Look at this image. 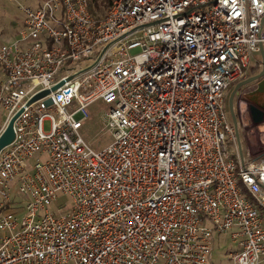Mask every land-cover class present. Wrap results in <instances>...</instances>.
<instances>
[{
    "label": "built area",
    "instance_id": "obj_1",
    "mask_svg": "<svg viewBox=\"0 0 264 264\" xmlns=\"http://www.w3.org/2000/svg\"><path fill=\"white\" fill-rule=\"evenodd\" d=\"M11 1L0 264H211L229 229V263L264 264V74L224 111L264 49V0ZM95 102L112 136L98 150L80 131Z\"/></svg>",
    "mask_w": 264,
    "mask_h": 264
},
{
    "label": "rangeland",
    "instance_id": "obj_2",
    "mask_svg": "<svg viewBox=\"0 0 264 264\" xmlns=\"http://www.w3.org/2000/svg\"><path fill=\"white\" fill-rule=\"evenodd\" d=\"M22 3H29L30 5L35 6V0H20ZM7 6V11L11 10L14 17L22 18V13L18 9L17 3L11 0H0V6L4 4ZM6 15L0 10V23L6 22ZM17 19V18H15ZM18 33V31H17ZM14 34L13 36H17L18 34ZM264 50V49H263ZM139 51L138 48L132 49L130 52L132 54L137 53ZM262 70V54L259 51L255 53L248 63V69L246 70V78H252L256 76ZM243 80V81H244ZM234 84L231 85L225 92L224 96V111L228 122H232L231 110L229 108V96L234 88ZM241 87H246L247 85H243ZM240 87V88H241ZM240 88L234 93L233 102L236 101L239 97L238 92H240ZM256 92L253 95V99L257 103H261L260 101L264 98V95L258 94ZM264 103V100H263ZM109 109V105L102 104L100 102H95L88 108L89 117L83 123L80 131L82 137L96 150L105 147L112 139L111 130L107 127V111ZM4 117L5 113L0 110V132L4 127ZM44 129H48V122L44 123ZM62 201H67L69 204V199L67 196L59 194L57 200L51 205V210L53 213L56 212L55 208L61 205ZM233 229L226 230L224 232H215L212 235V259L211 264H229V260L225 253H229L230 251H234L237 249V243L233 242L231 239V232Z\"/></svg>",
    "mask_w": 264,
    "mask_h": 264
},
{
    "label": "water",
    "instance_id": "obj_3",
    "mask_svg": "<svg viewBox=\"0 0 264 264\" xmlns=\"http://www.w3.org/2000/svg\"><path fill=\"white\" fill-rule=\"evenodd\" d=\"M260 52L262 54V70L257 74V76L255 77H260L264 74V50L261 48L260 49ZM254 77L252 78H249L247 80H244V81H241L239 83H237L230 96H229V108L231 110V117L233 119V116H232V103H233V96H234V93L235 91L243 84V83H246L248 81H250L251 79H253ZM63 82H59L58 84H56L55 86L52 87V90L56 89L57 87H59ZM263 84H261L260 86L262 87ZM48 93V90H43L37 94H35L29 101H28V104L45 96L46 94ZM19 113V112H18ZM15 114L8 122L7 124L5 125V127L2 129V131L0 132V151L1 149H3L5 146L9 145L13 139H14V132H13V121L15 119V117L18 115ZM252 114H253V119L254 121L258 122V121H261L262 119V114L260 112H258L257 110L255 109H252Z\"/></svg>",
    "mask_w": 264,
    "mask_h": 264
},
{
    "label": "crops",
    "instance_id": "obj_4",
    "mask_svg": "<svg viewBox=\"0 0 264 264\" xmlns=\"http://www.w3.org/2000/svg\"><path fill=\"white\" fill-rule=\"evenodd\" d=\"M30 1H32V0H30ZM27 4H29V3H27ZM7 9L8 8L5 5V3L0 6V10L6 15V18H5L6 22L0 23V42L1 41H7V40H10V39L16 37V35L15 36H13V35L16 34L17 31L19 32V30L21 28V19L22 18L14 17L12 14V11L11 10L7 11ZM15 18H17V19H15ZM2 79H3V75L0 74V82L2 81ZM225 254H224V256H225Z\"/></svg>",
    "mask_w": 264,
    "mask_h": 264
},
{
    "label": "trees",
    "instance_id": "obj_5",
    "mask_svg": "<svg viewBox=\"0 0 264 264\" xmlns=\"http://www.w3.org/2000/svg\"><path fill=\"white\" fill-rule=\"evenodd\" d=\"M109 0H98L97 5L106 6Z\"/></svg>",
    "mask_w": 264,
    "mask_h": 264
}]
</instances>
